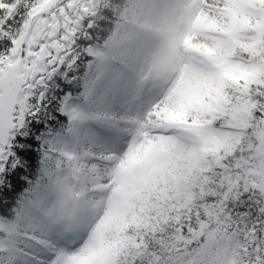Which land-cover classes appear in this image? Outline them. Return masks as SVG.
Segmentation results:
<instances>
[{
  "label": "snow or ice",
  "instance_id": "6c2138e0",
  "mask_svg": "<svg viewBox=\"0 0 264 264\" xmlns=\"http://www.w3.org/2000/svg\"><path fill=\"white\" fill-rule=\"evenodd\" d=\"M0 264H264V0H0Z\"/></svg>",
  "mask_w": 264,
  "mask_h": 264
}]
</instances>
